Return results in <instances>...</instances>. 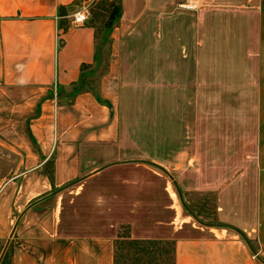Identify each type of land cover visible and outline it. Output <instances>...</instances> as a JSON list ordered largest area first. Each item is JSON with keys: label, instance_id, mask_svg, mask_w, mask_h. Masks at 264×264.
Wrapping results in <instances>:
<instances>
[{"label": "crops", "instance_id": "0c3cea01", "mask_svg": "<svg viewBox=\"0 0 264 264\" xmlns=\"http://www.w3.org/2000/svg\"><path fill=\"white\" fill-rule=\"evenodd\" d=\"M91 1L0 0V104L29 140L14 205L0 189L9 264H113L120 225L170 240L171 264H264V0H119L95 90L94 27L72 22ZM216 101L253 103L251 126ZM168 179L185 210L182 191L211 193L215 221L168 210Z\"/></svg>", "mask_w": 264, "mask_h": 264}, {"label": "rangeland", "instance_id": "374dc122", "mask_svg": "<svg viewBox=\"0 0 264 264\" xmlns=\"http://www.w3.org/2000/svg\"><path fill=\"white\" fill-rule=\"evenodd\" d=\"M119 0H92L85 9L87 11L86 21L94 27L95 30V60L91 67L84 68V72L88 70V74H84L80 82L84 88L95 90L98 86L99 77L105 72L108 59L109 48V31L116 24L115 6ZM217 91V90H216ZM217 98V97H216ZM253 103L251 102H220L214 104L216 121L228 120L230 117H236L240 121L248 123L251 126L253 121L251 112L253 111ZM142 108L143 103L138 105ZM19 106L14 103L0 104V189L7 183H12L10 190L12 191L10 203L14 205L16 202L14 193V181L16 174L21 169V159L25 157V152L20 150L17 144L29 142L25 135V119L18 117ZM148 121H151L150 119ZM143 118L136 120L135 125H142ZM154 136H137L140 145L150 147L154 152L159 148L158 141L154 143L148 142L149 138ZM158 137V136H155ZM147 138V139H146ZM153 154H157L156 152ZM50 168L47 167V170ZM167 191L173 192L172 203L169 204L168 210L173 208H181L177 196L174 192L170 180H167ZM182 197L188 208L196 214V217L203 222H214V202L213 195L208 192H192L182 191ZM183 218L187 222L200 225L194 220L184 208H181ZM167 216L169 217V211ZM16 212L7 216V228L11 226ZM5 242V235L0 237V253L2 252ZM8 244L0 257V264H9ZM171 241L155 240L149 241H133L129 237L126 225H120L118 229V237L114 240V263L113 264H171Z\"/></svg>", "mask_w": 264, "mask_h": 264}, {"label": "built area", "instance_id": "2783aa9c", "mask_svg": "<svg viewBox=\"0 0 264 264\" xmlns=\"http://www.w3.org/2000/svg\"><path fill=\"white\" fill-rule=\"evenodd\" d=\"M199 1L198 0H178L176 2V6L186 10H194L198 7ZM83 13L85 17H87V11L85 8H81L73 12L72 14V22L75 24H82L86 18L80 22L77 20V14Z\"/></svg>", "mask_w": 264, "mask_h": 264}, {"label": "water", "instance_id": "95a60500", "mask_svg": "<svg viewBox=\"0 0 264 264\" xmlns=\"http://www.w3.org/2000/svg\"><path fill=\"white\" fill-rule=\"evenodd\" d=\"M178 195H179V192H178ZM179 198H180V200H181V197H180V195H179ZM182 202V201H181ZM182 204H183V202H182ZM183 206L186 208V210L192 215V217H194L195 218V216L192 214V212L185 206V204H183ZM4 248H5V246L3 247V249H2V252L0 253V257L2 256V254H3V252H4Z\"/></svg>", "mask_w": 264, "mask_h": 264}, {"label": "clouds", "instance_id": "9594fccd", "mask_svg": "<svg viewBox=\"0 0 264 264\" xmlns=\"http://www.w3.org/2000/svg\"><path fill=\"white\" fill-rule=\"evenodd\" d=\"M86 17L84 16L83 13L77 14V20L82 22Z\"/></svg>", "mask_w": 264, "mask_h": 264}, {"label": "trees", "instance_id": "16d2710c", "mask_svg": "<svg viewBox=\"0 0 264 264\" xmlns=\"http://www.w3.org/2000/svg\"><path fill=\"white\" fill-rule=\"evenodd\" d=\"M115 13H116V18H117L118 14H119V4H117V5L115 6ZM133 241H134V240H133Z\"/></svg>", "mask_w": 264, "mask_h": 264}]
</instances>
